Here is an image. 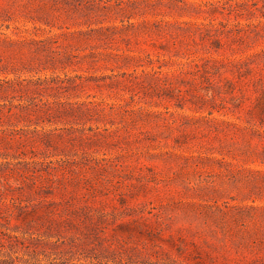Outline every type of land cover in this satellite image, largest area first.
Returning a JSON list of instances; mask_svg holds the SVG:
<instances>
[{"label": "rangeland", "instance_id": "1", "mask_svg": "<svg viewBox=\"0 0 264 264\" xmlns=\"http://www.w3.org/2000/svg\"><path fill=\"white\" fill-rule=\"evenodd\" d=\"M223 1L0 0V264H264V2Z\"/></svg>", "mask_w": 264, "mask_h": 264}, {"label": "trees", "instance_id": "2", "mask_svg": "<svg viewBox=\"0 0 264 264\" xmlns=\"http://www.w3.org/2000/svg\"><path fill=\"white\" fill-rule=\"evenodd\" d=\"M258 0H225L223 1V11L227 13H233L234 16L237 17H243L244 15L254 14L256 10H260L262 7L258 4ZM264 2V0H262ZM264 6V5H263ZM223 24V23H221ZM261 25V23L259 22ZM128 26H133L134 24L132 22H129L127 24ZM235 26H238L236 30H230L233 32L235 36L241 37L246 31L244 29V26H250L249 23H245L244 25L238 22ZM256 27L257 25H253ZM108 29V28H106ZM194 61V60H191ZM194 68H198L199 64L197 62H194Z\"/></svg>", "mask_w": 264, "mask_h": 264}]
</instances>
